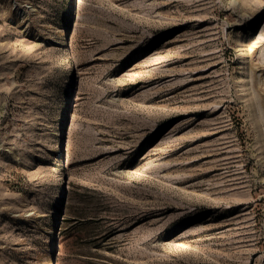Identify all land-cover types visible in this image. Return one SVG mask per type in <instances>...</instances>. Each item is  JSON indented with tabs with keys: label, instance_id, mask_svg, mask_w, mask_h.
<instances>
[{
	"label": "rangeland",
	"instance_id": "rangeland-1",
	"mask_svg": "<svg viewBox=\"0 0 264 264\" xmlns=\"http://www.w3.org/2000/svg\"><path fill=\"white\" fill-rule=\"evenodd\" d=\"M0 264H264V0H0Z\"/></svg>",
	"mask_w": 264,
	"mask_h": 264
},
{
	"label": "bare ground",
	"instance_id": "bare-ground-1",
	"mask_svg": "<svg viewBox=\"0 0 264 264\" xmlns=\"http://www.w3.org/2000/svg\"><path fill=\"white\" fill-rule=\"evenodd\" d=\"M66 134V133H65ZM67 137H68V142H67V145L69 146V144H70V138H71V132H68L67 133ZM59 143H60V141H59ZM58 144V143H57ZM56 150V149H55Z\"/></svg>",
	"mask_w": 264,
	"mask_h": 264
}]
</instances>
